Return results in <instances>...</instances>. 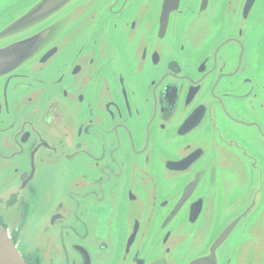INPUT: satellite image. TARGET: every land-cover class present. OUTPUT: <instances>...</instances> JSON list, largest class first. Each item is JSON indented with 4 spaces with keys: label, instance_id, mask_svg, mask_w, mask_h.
<instances>
[{
    "label": "flooded vegetation",
    "instance_id": "1",
    "mask_svg": "<svg viewBox=\"0 0 264 264\" xmlns=\"http://www.w3.org/2000/svg\"><path fill=\"white\" fill-rule=\"evenodd\" d=\"M246 1L178 0L161 36V0L52 6L49 58L0 78V228L24 264H186L239 219L232 264L264 224V0Z\"/></svg>",
    "mask_w": 264,
    "mask_h": 264
},
{
    "label": "water",
    "instance_id": "2",
    "mask_svg": "<svg viewBox=\"0 0 264 264\" xmlns=\"http://www.w3.org/2000/svg\"><path fill=\"white\" fill-rule=\"evenodd\" d=\"M70 1L72 0H2L4 6L1 13L3 16L9 17L3 18L4 22H7V24H0V78H6V80H8L12 77H16L34 61L39 60L40 64L45 63L44 61L47 60L52 53L50 46L58 35L57 28H64L66 26V20H62L57 25L49 28H47L48 25H44L50 21L52 15L49 16V13L52 12V6L56 5L55 12H57ZM177 1L178 0H161L160 18L158 21L160 36L167 26L169 17L176 11L175 6ZM254 2L255 0H247L246 5L251 7ZM26 3L28 4L22 8ZM201 15L205 16V13L202 12ZM242 20L247 21L248 17L242 18ZM55 32L56 34H54ZM143 53H145L144 49ZM153 60H155L153 63L158 60L157 53L153 54ZM120 81H122V79H120ZM35 83L42 85L41 81H36ZM123 88V91L127 90L125 86H123ZM169 215L170 212L164 215L161 223L157 226V230L152 234L157 236L158 243L162 246L168 244L171 236V231L168 230L167 227L170 222L168 221ZM193 222L194 219L191 218L189 224ZM238 222L239 219L233 221L224 228L205 254L192 258L186 264H218L217 250L220 246L224 245ZM134 235L135 232L132 231L131 237L126 240L125 253L128 252L133 243L135 238ZM178 255L179 252L175 250L173 252V257L175 258ZM84 256L83 264H89L88 255L84 253ZM232 257V264H264L263 218H257L254 224H252L249 228V238L242 244L236 254L232 253ZM0 264H24L16 248L11 243L10 237L1 228ZM138 264H144V262L138 261ZM152 264H164V262L159 261Z\"/></svg>",
    "mask_w": 264,
    "mask_h": 264
},
{
    "label": "rangeland",
    "instance_id": "3",
    "mask_svg": "<svg viewBox=\"0 0 264 264\" xmlns=\"http://www.w3.org/2000/svg\"><path fill=\"white\" fill-rule=\"evenodd\" d=\"M27 4H28V3L24 4V6H23L22 8H24ZM3 6H4V5L2 4V0H0V11H2ZM22 8H21V9H22Z\"/></svg>",
    "mask_w": 264,
    "mask_h": 264
},
{
    "label": "bare ground",
    "instance_id": "4",
    "mask_svg": "<svg viewBox=\"0 0 264 264\" xmlns=\"http://www.w3.org/2000/svg\"><path fill=\"white\" fill-rule=\"evenodd\" d=\"M29 243V242H28Z\"/></svg>",
    "mask_w": 264,
    "mask_h": 264
}]
</instances>
